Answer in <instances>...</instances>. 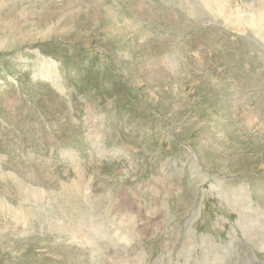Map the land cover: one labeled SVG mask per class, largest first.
<instances>
[{"label":"rangeland","instance_id":"374dc122","mask_svg":"<svg viewBox=\"0 0 264 264\" xmlns=\"http://www.w3.org/2000/svg\"><path fill=\"white\" fill-rule=\"evenodd\" d=\"M0 264H264V0H0Z\"/></svg>","mask_w":264,"mask_h":264},{"label":"clouds","instance_id":"9594fccd","mask_svg":"<svg viewBox=\"0 0 264 264\" xmlns=\"http://www.w3.org/2000/svg\"><path fill=\"white\" fill-rule=\"evenodd\" d=\"M140 240V234L133 226L122 224L112 233V243L123 249L134 248Z\"/></svg>","mask_w":264,"mask_h":264},{"label":"bare ground","instance_id":"6f19581e","mask_svg":"<svg viewBox=\"0 0 264 264\" xmlns=\"http://www.w3.org/2000/svg\"><path fill=\"white\" fill-rule=\"evenodd\" d=\"M252 18H255L254 15H252Z\"/></svg>","mask_w":264,"mask_h":264}]
</instances>
